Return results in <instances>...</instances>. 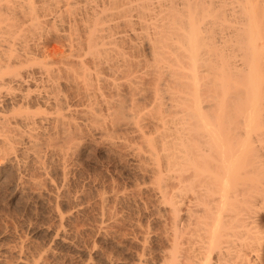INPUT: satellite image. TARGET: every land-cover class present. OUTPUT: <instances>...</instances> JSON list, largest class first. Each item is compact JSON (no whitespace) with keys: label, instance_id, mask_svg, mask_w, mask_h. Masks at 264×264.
Returning <instances> with one entry per match:
<instances>
[{"label":"bare ground","instance_id":"bare-ground-1","mask_svg":"<svg viewBox=\"0 0 264 264\" xmlns=\"http://www.w3.org/2000/svg\"><path fill=\"white\" fill-rule=\"evenodd\" d=\"M45 33L68 55L54 59L34 42ZM77 47L92 54V74ZM126 48L147 50L155 66L135 69ZM79 78L112 93L85 94L86 115L109 120L94 133H127L109 145L139 170L133 190L79 181ZM147 79L148 103L125 99ZM0 189L48 214L39 225H0V264H263L264 0H0ZM120 234L126 263L84 240L109 246Z\"/></svg>","mask_w":264,"mask_h":264},{"label":"rangeland","instance_id":"rangeland-1","mask_svg":"<svg viewBox=\"0 0 264 264\" xmlns=\"http://www.w3.org/2000/svg\"><path fill=\"white\" fill-rule=\"evenodd\" d=\"M50 28V27H49ZM51 30V29H50ZM49 29H45V32L47 31H50ZM53 30V29H52ZM45 34H47V33H45ZM44 35V34H43ZM46 36V37H45ZM45 36H42V37H44V38H42L41 37V40H40V42H39V40H38V38H35V37H33L35 40H34V42L36 43V41L38 42V43H36V44H38L40 47H41V45H45V46H47L46 47V49H48V52L50 51V53H53L52 55L54 56V59L56 58V59H62L63 57L62 56H67L68 55V52H67V47H66V43L65 42H58V41H55V40H53V39H51V36L50 35H45ZM48 36H50V37H48ZM49 38V39H48ZM39 43H42L41 45L39 44ZM63 47V48H62ZM66 47V48H65ZM54 49V50H53ZM62 49H64V50H62ZM82 49V48H81ZM142 48H140L139 50H130V49H123L124 50V52H125V57H124V59H127L128 61H131V62H133L134 61V63L135 64H137V63H139L141 66H137L136 65V68L135 69H138L137 67H139V70H140V72H143L144 70L146 71V69H151L152 67H151V65H152V63L154 64V60L153 59H151V57H150V54L147 52V50H145V49H142ZM77 53L79 52V47H77ZM82 50H85V49H82ZM121 52H122V49H119ZM139 51V52H138ZM60 52V53H59ZM66 53V54H65ZM80 55H81V57L82 56H85L86 57V55L88 54L89 56H91V58H92V54H89V53H87V54H85L86 53V51H84V53H82V51L80 50ZM123 53V52H122ZM58 54H60V55H58ZM84 54V55H83ZM124 54V53H123ZM80 55L79 54H77V56L79 57H77V60L78 59H80ZM89 56H87L86 58H87V60H85L86 58H84L83 57V61L85 60V62L86 63H88L89 61H90V59L88 60V57ZM127 57V58H126ZM90 58V57H89ZM133 60V61H132ZM153 60V61H152ZM57 61H59V60H57ZM140 61V62H139ZM145 62V63H144ZM134 63H132L133 65H134ZM151 63V64H150ZM165 63V62H164ZM90 64H91V62H90ZM89 63L88 64H86V68H89L90 69V71H91V74L94 72L93 71V66H92V64L90 65ZM138 64V65H139ZM162 65H164V66H167L166 64H163L162 63ZM154 66H155V64H154ZM133 67H135V66H132L131 67V69L132 70H135ZM140 67H141V69H140ZM105 72V73H104ZM102 71V73H98V76H100V77H103L104 76V78H106L105 76H107L106 74H108V73H106V72H108V71ZM93 77V75L91 76V78ZM109 78V77H108ZM110 80H111V77L109 78ZM83 80V79H82ZM82 80L79 78V80H77L78 81V83H77V125H78V127H79V135H81V138H80V136H79V141L77 142L78 144H80V146H82V147H84V151H83V153H81L79 156H78V158H77V160L79 161V162H77L76 161V163L78 164V163H80L79 165H75V168H78V169H76V171L77 170H79L80 169V171L82 170V172H79V171H77V174H78V172L80 173L78 176H79V179L80 178H82V175H83V178H84V180H83V178L82 179H80L79 181H83V183H85L86 182V184H90V185H88L89 186V188H92V189H97V186L98 187H100V188H98V191L99 192H101L102 190H104V189H109V187H110V189H111V187L112 188H114V187H116V188H114V189H116V190H118V189H120V188H124L125 190H128V189H130V188H132V190H133V188H135V186L136 185H134V186H132L134 183H136V180L137 179H140V173H137L139 170H137V169H135V168H137V167H135V164H133V162L131 163V159L128 157V156H126V154H123V151H120L119 149L117 150V148L116 147H110V145H109V142L110 143H115V142H118L119 141V139L121 138H125V135L127 134L124 130H122V131H120V130H114L113 131V128H110V125H105V126H107V131H106V134L104 133V134H102V136L98 133V131L97 132H95L94 133V130H92V128H94V127H98L100 124H110L109 123V120H107V122H106V120H102V121H105V122H102L101 120V122H97V121H95V123H94V120L93 121H91L90 119H91V116H89V115H86L87 114V110L90 108L91 109V105H92V102L93 101H88V100H86L85 99V94H87L89 97L91 96H93V99H94V95H96V92H98V94L100 95V94H103L104 95V97L105 98H107V99H109L110 98V96L112 95V93H111V95H110V90H109V87H105V86H102V87H98L99 86V84L98 85H95V80H94V78H92V80H94V81H92L91 79V81H89V82H92L91 84H89V87L91 86V85H93V83H94V87L92 86V88L90 89L89 87H88V89L82 84ZM148 80V79H147ZM147 80H146V84H144V86H142V88L144 89H142L141 88V90H143V91H139V93L137 94V92L135 93H130V98H129V94H127L126 96H128V97H125V99L127 98L128 100H132V99H137L138 97H140V98H143V97H147V94L149 95L150 94V91H149V89L150 88H152V85H153V83H151L149 80H150V78H149V80H148V82H147ZM80 83H81V85H80ZM150 83V84H149ZM97 84V83H96ZM101 84V83H100ZM81 87V88H80ZM96 87V88H95ZM99 88V89H98ZM101 88V89H100ZM84 89V90H83ZM96 89H98V90H96ZM104 89V90H103ZM146 89H147V91H146ZM86 90L88 91V92H86ZM90 90H92V91H90ZM94 90H95V92H94ZM102 90V91H101ZM151 90V89H150ZM149 91V92H148ZM83 92V93H82ZM85 92V93H84ZM147 92V93H146ZM91 95H90V94ZM93 93V94H92ZM146 95H145V94ZM97 94V95H98ZM133 94H134V96H133ZM136 94V95H135ZM139 94H142L141 96L139 95ZM82 95H83V97L84 98H82ZM96 95V97L95 98H97L98 99V97L99 96H97ZM76 96V95H75ZM74 96V97H75ZM81 96V97H80ZM132 98V99H131ZM82 99H85V101L84 100H82ZM92 99V100H93ZM123 99H124V97H123ZM126 99V100H127ZM145 99V98H144ZM148 97H147V103H148ZM75 99H73V101H74ZM142 100V99H141ZM140 100V101H141ZM87 101V102H86ZM144 101H146V100H143V102L141 101V104L143 103L144 105L146 104V102H144ZM90 104H89V103ZM140 103V102H139ZM89 104V105H88ZM94 104V103H93ZM141 104H138L137 103V106L136 107H141L142 105ZM139 105H141V106H139ZM143 105V106H144ZM98 106L100 107L101 105H99L98 104ZM142 106V107H143ZM102 108H103V106H102ZM89 109V110H90ZM149 108L147 107V110H148ZM143 111H146L145 109L143 110ZM142 111V112H143ZM85 112V113H84ZM84 113V114H83ZM81 114V115H80ZM102 115H104L103 117H101ZM106 113L103 111L102 113H101V116H100V118H102V119H105L106 118ZM86 118V119H85ZM88 118V119H87ZM146 121H148L147 119L143 122L144 124H146V125H148V126H154V125H152V123L149 125ZM80 122V123H79ZM87 122V123H86ZM149 122V121H148ZM92 123V124H91ZM98 123H99V125H98ZM150 123V122H149ZM85 125V126H84ZM90 126H93V127H90ZM99 127H101V126H99ZM88 128V129H87ZM110 128V129H109ZM150 129H151V127H149ZM90 131V132H89ZM89 132V133H88ZM92 132V133H91ZM110 132H113V133H110ZM128 132V131H127ZM120 133H121V135H120ZM126 133V134H125ZM83 134V135H82ZM113 134H115V135H113ZM122 134H123V136H122ZM95 136V137H94ZM104 136V137H103ZM119 136V137H118ZM93 137V138H92ZM118 137V138H117ZM104 138V139H103ZM107 139V140H106ZM123 140V139H122ZM80 142V143H79ZM95 142V143H94ZM125 153V152H124ZM127 158V159H126ZM85 170V171H84ZM137 171V172H136ZM86 172V173H85ZM81 173H82V175H81ZM131 173V174H130ZM137 173V174H136ZM138 174H139V176H138ZM81 175V176H80ZM91 175L93 176V177H91ZM89 176V177H88ZM136 176H138V177H136ZM98 177V178H97ZM88 178L91 180V181H94L95 182V184H94V182L92 183V182H90V180L88 181ZM96 178H97V180H99V181H96ZM137 178V179H136ZM93 179V180H92ZM86 180V181H85ZM100 180H101V183H100ZM81 181V182H82ZM106 181V182H105ZM138 181H140V180H137V183H138ZM97 182H99V183H97ZM113 182V183H112ZM104 184V186L102 187L101 186V184ZM107 183V184H106ZM136 183V184H137ZM96 186H94V185ZM102 184V185H103ZM112 185V186H111ZM119 185V186H118ZM91 186V187H90ZM109 186V187H108ZM114 186V187H113ZM126 186V187H125ZM130 186V187H129ZM132 186V187H131ZM105 187V188H104ZM103 188V189H102ZM118 188V189H117ZM127 188V189H126ZM99 189H102L101 191L99 190ZM122 189H120V190H122ZM119 190V191H120ZM131 190V189H130ZM5 196H4V195ZM4 196V197H3ZM2 198V199H1ZM28 199V200H27ZM35 198H33V197H31V196H29V197H26L24 200H26V201H24V200H22V201H19V202H17V204L15 203H12V202H10L9 200H8V198H7V195L5 194V193H3L2 192V190L0 189V220L2 221V219H3V221L1 222L0 221V225H2V224H7V225H9L10 227H13L14 228V225H16V226H19V225H21L23 222H25L26 224L27 223H35V224H41V223H46L48 220H47V218H44V217H47L46 216V208H45V205H43L42 203L40 204V202L37 200V199H35ZM33 200V201H32ZM32 201V202H31ZM4 202V203H3ZM23 202H26V203H23ZM9 203V204H8ZM23 203V204H22ZM8 204V205H7ZM20 204V205H19ZM22 204V205H21ZM28 204V205H27ZM34 207H33V206ZM22 206V207H21ZM6 208V209H5ZM17 208V209H16ZM22 208H23V211H21L22 210ZM29 208V209H28ZM34 208V209H33ZM8 209V210H7ZM12 209V210H11ZM20 209V210H19ZM39 209H42V210H39ZM32 210V211H31ZM92 209L91 208H89L88 210H87V212H86V214H85V212H84V214H85V216H87L86 218L84 217V215L83 216H81V217H79L78 218V221H77V223H79L80 221L82 222H84V219H85V222H87L89 219H92V217L94 216V214L92 213V212H90ZM4 211V212H3ZM9 211V212H8ZM34 211V212H33ZM20 212H21V214H20ZM41 212V213H40ZM127 212V210H125V213ZM133 212V211H132ZM135 212V211H134ZM142 212V211H141ZM12 215H11V214ZM28 215H27V214ZM37 213H38V215H37ZM40 213V214H39ZM130 213H131V211H130ZM136 213V212H135ZM135 213H133L134 215H131L130 217L131 218H133L134 216H135ZM5 214V215H4ZM92 214H93V216H92ZM138 214V213H137ZM136 214V215H137ZM141 213H139L138 215H140ZM3 215V216H2ZM48 215V214H47ZM2 216V217H1ZM15 216V217H14ZM38 216H39V218H38ZM88 216H91V218L89 217L88 218ZM6 217V218H5ZM9 217V218H8ZM18 217V218H17ZM26 217V218H25ZM42 217H43V219H42ZM84 217V218H83ZM136 217H138V216H136ZM15 218V219H14ZM83 220H82V219ZM88 218V219H87ZM135 218V217H134ZM7 219L9 220V221H7ZM13 219V220H12ZM21 219V220H20ZM24 221H23V220ZM87 219V220H86ZM139 219H140V216H139ZM30 220V221H29ZM45 220H46V222H45ZM145 219L144 218H142L141 217V223H143L144 222V225H146L145 224V222H146V220L144 221ZM14 221H16V222H14ZM23 221V222H22ZM28 221V222H27ZM44 221V222H43ZM5 222V223H4ZM38 222V223H37ZM80 222V223H81ZM84 222V223H85ZM9 223V224H8ZM79 223V226L81 225V224H83V223H81L80 224ZM18 224V225H17ZM85 225H86V223H85ZM143 225V224H142ZM16 226H15V228H16ZM77 225H75V227H76ZM78 226V227H79ZM82 226V225H81ZM87 227V226H86ZM82 228V227H81ZM78 229V228H77ZM86 229V228H85ZM18 231H21V232H18ZM24 232H23V234H19V233H22V230H20V229H17V233L19 234V236H18V234H17V236L18 237H20V235H21V240H26V242L28 243V244H30L31 246H34V245H38V244H42V238L41 237H38L37 239L34 237H32L31 236V234L30 235H26V233H25V230H23ZM25 233V234H24ZM88 233V232H87ZM125 233H127V232H125ZM89 234V236H91L90 235V233H88ZM124 234V233H123ZM26 235V236H25ZM29 236V237H28ZM26 239H25V238ZM88 237V236H87ZM87 237H84V240L86 241V242H88V243H90V244H92V243H94V244H97L96 246H98L100 249H101V247H102V249H104V250H106V251H108L109 249H110V251L109 252H113V253H115L116 252V257L118 256V258L119 259H123L124 258V260H125V263H126V260L128 261L129 259H130V249H131V247H129L130 245L129 244H127V245H129L128 246V248H127V245H126V243H128V241H126V243H125V241H123V239H120V238H122L121 237V234H120V237H119V235H118V237H116L115 238V243H113L112 245H107L106 246V244H104L102 241H101V239L100 238H98L97 239V237L95 236V235H92V237H91V239L88 237V239H87ZM94 237V239L92 240V238ZM33 238V239H32ZM119 240H118V239ZM28 239H30V240H28ZM34 239H36V240H34ZM41 240V241H40ZM118 240V241H117ZM122 240V241H121ZM38 241V242H37ZM91 241H93V242H91ZM40 242V243H39ZM121 242V244L122 245H117L118 243H120ZM32 243V244H31ZM103 243V244H102ZM34 244V245H33ZM247 244V243H246ZM101 245H104V246H101ZM115 245H117L118 246V249H117V246L115 247ZM126 245V246H125ZM101 246V247H100ZM111 246V247H110ZM115 248H114V247ZM123 246H124V248H123ZM242 246V247H241ZM243 246H244V248H243ZM247 248H248V245L246 246ZM246 247H245V245H243V243H241V245H240V247L239 248H243L242 250H240V251H242L241 253L243 254L244 252V255H245V257H249L250 255H249V253H248V250L246 249ZM106 248V249H105ZM130 248V249H129ZM239 248H238V251H239ZM101 249V250H102ZM124 249V250H123ZM128 249V250H127ZM103 251V250H102ZM124 253V254H123ZM118 254V255H117ZM234 254V253H233ZM129 255V256H128ZM121 257V258H120ZM249 261H251L252 263L251 264H253V261H252V257L250 256L249 258H247ZM73 260V259H72ZM75 260L76 259H74V261H72V263L73 262H75ZM124 260H122V261H124ZM130 261V260H129ZM128 261V262H129ZM128 262H127V264H128ZM130 263V262H129ZM74 264V263H73ZM263 264H264V256H263Z\"/></svg>","mask_w":264,"mask_h":264}]
</instances>
